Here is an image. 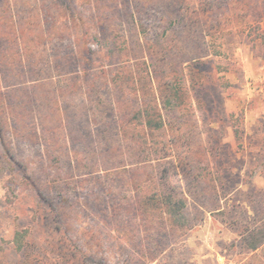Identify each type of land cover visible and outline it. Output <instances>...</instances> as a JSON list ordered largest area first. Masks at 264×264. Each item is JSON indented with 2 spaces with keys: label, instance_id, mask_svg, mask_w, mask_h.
<instances>
[{
  "label": "rangeland",
  "instance_id": "374dc122",
  "mask_svg": "<svg viewBox=\"0 0 264 264\" xmlns=\"http://www.w3.org/2000/svg\"><path fill=\"white\" fill-rule=\"evenodd\" d=\"M262 18L264 0H0V264H264Z\"/></svg>",
  "mask_w": 264,
  "mask_h": 264
},
{
  "label": "trees",
  "instance_id": "16d2710c",
  "mask_svg": "<svg viewBox=\"0 0 264 264\" xmlns=\"http://www.w3.org/2000/svg\"><path fill=\"white\" fill-rule=\"evenodd\" d=\"M205 3L208 5H214V0H205ZM264 20V18L260 19ZM259 20V21H260ZM176 21H171L170 25H174ZM258 28H260V25H258ZM261 42L264 43V29L263 32L260 35ZM149 124L152 126H157L156 121H149ZM236 138L239 140L241 138L240 131L238 129H235ZM167 199L162 201V204L165 206L166 212L169 214L170 217L173 218H181L184 220H191L190 219V210L187 207V202L184 198L179 200L175 194H169L167 195ZM26 234L27 231H16L13 238L14 247L18 251H22L27 246L26 241ZM247 245L252 250H257L262 244L264 243V231L263 226H254L248 229L247 234Z\"/></svg>",
  "mask_w": 264,
  "mask_h": 264
}]
</instances>
